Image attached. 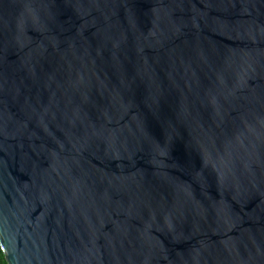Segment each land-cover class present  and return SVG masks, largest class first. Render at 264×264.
Returning a JSON list of instances; mask_svg holds the SVG:
<instances>
[{"label": "water", "instance_id": "95a60500", "mask_svg": "<svg viewBox=\"0 0 264 264\" xmlns=\"http://www.w3.org/2000/svg\"><path fill=\"white\" fill-rule=\"evenodd\" d=\"M8 264H264V0H0Z\"/></svg>", "mask_w": 264, "mask_h": 264}, {"label": "trees", "instance_id": "16d2710c", "mask_svg": "<svg viewBox=\"0 0 264 264\" xmlns=\"http://www.w3.org/2000/svg\"><path fill=\"white\" fill-rule=\"evenodd\" d=\"M0 264H8L5 254L3 253L1 247H0Z\"/></svg>", "mask_w": 264, "mask_h": 264}]
</instances>
